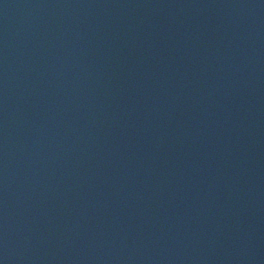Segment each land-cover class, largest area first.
Here are the masks:
<instances>
[{"label": "water", "instance_id": "obj_1", "mask_svg": "<svg viewBox=\"0 0 264 264\" xmlns=\"http://www.w3.org/2000/svg\"><path fill=\"white\" fill-rule=\"evenodd\" d=\"M0 264H264V0H0Z\"/></svg>", "mask_w": 264, "mask_h": 264}]
</instances>
